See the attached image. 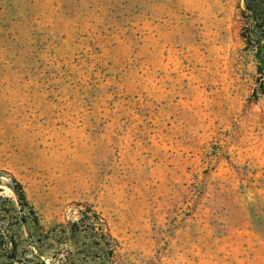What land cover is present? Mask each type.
<instances>
[{"label":"rangeland","instance_id":"obj_1","mask_svg":"<svg viewBox=\"0 0 264 264\" xmlns=\"http://www.w3.org/2000/svg\"><path fill=\"white\" fill-rule=\"evenodd\" d=\"M244 6L0 0L12 264H264V94Z\"/></svg>","mask_w":264,"mask_h":264},{"label":"trees","instance_id":"obj_2","mask_svg":"<svg viewBox=\"0 0 264 264\" xmlns=\"http://www.w3.org/2000/svg\"><path fill=\"white\" fill-rule=\"evenodd\" d=\"M244 4L245 6L242 10V14L247 19V26L242 36L247 43V47L253 50L255 58L257 60L256 96H260L264 94V0H244ZM12 182L13 184L11 185V188L18 198L19 205L22 206V210H24L25 208L28 209V213L31 216H22L20 218L21 221L27 227L38 228L40 226L39 220L35 215L36 212L34 211L33 207L29 205L23 185L15 178L12 179ZM5 201H7L12 206L15 205V203L9 199H6ZM3 210L5 212L10 211L5 207L3 208ZM6 236V232L0 230V250L1 252H3V260L1 261V264H12L16 256L17 240L14 237L10 238L9 243L12 244L13 248L10 249L12 252L9 253V249L3 248L5 247V243H8ZM41 264L45 263L42 262Z\"/></svg>","mask_w":264,"mask_h":264}]
</instances>
